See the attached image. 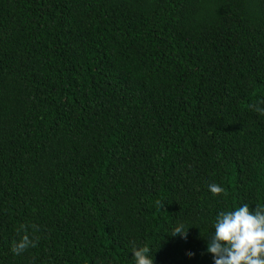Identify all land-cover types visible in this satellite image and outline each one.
Returning a JSON list of instances; mask_svg holds the SVG:
<instances>
[{
    "label": "trees",
    "instance_id": "trees-1",
    "mask_svg": "<svg viewBox=\"0 0 264 264\" xmlns=\"http://www.w3.org/2000/svg\"><path fill=\"white\" fill-rule=\"evenodd\" d=\"M262 100L264 0H0V264H212L264 203Z\"/></svg>",
    "mask_w": 264,
    "mask_h": 264
},
{
    "label": "clouds",
    "instance_id": "clouds-1",
    "mask_svg": "<svg viewBox=\"0 0 264 264\" xmlns=\"http://www.w3.org/2000/svg\"><path fill=\"white\" fill-rule=\"evenodd\" d=\"M250 107L264 115V100ZM207 188L213 195L224 191L216 183H209ZM156 203L159 205L160 201ZM20 227L22 229L23 225ZM212 228L206 241V251L212 254V264H264V203L257 204L251 210L247 203H241L231 210L219 211L212 222ZM190 229H185L181 223L167 233L185 239ZM34 246L35 241L23 234L12 243L11 251L18 254ZM130 251L134 264H153L147 246H133Z\"/></svg>",
    "mask_w": 264,
    "mask_h": 264
}]
</instances>
